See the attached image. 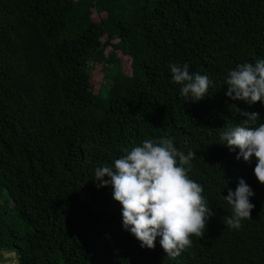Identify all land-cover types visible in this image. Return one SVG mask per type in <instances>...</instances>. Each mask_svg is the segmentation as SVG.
<instances>
[{
  "label": "trees",
  "instance_id": "16d2710c",
  "mask_svg": "<svg viewBox=\"0 0 264 264\" xmlns=\"http://www.w3.org/2000/svg\"><path fill=\"white\" fill-rule=\"evenodd\" d=\"M131 63L124 71L122 59ZM264 58V0H0V261L18 264H264V184L219 143L237 113L230 69ZM213 81L191 103L169 65ZM104 70L96 91L92 76ZM192 150L190 177L214 216L179 257L143 249L94 170L145 139ZM254 209L231 229L224 200L239 179Z\"/></svg>",
  "mask_w": 264,
  "mask_h": 264
},
{
  "label": "clouds",
  "instance_id": "9594fccd",
  "mask_svg": "<svg viewBox=\"0 0 264 264\" xmlns=\"http://www.w3.org/2000/svg\"><path fill=\"white\" fill-rule=\"evenodd\" d=\"M173 84L191 103L204 100L213 81L207 75L190 73L189 64L169 66ZM225 95L249 107L264 103V58L254 63L238 64L227 73ZM237 109L240 123L224 127L219 143L232 153L237 161L252 163L254 175L264 184V123L258 112ZM196 153L179 150L173 137L143 140L113 161L94 170L97 188L111 187L114 201L121 208L123 230L131 234L143 249L154 250L157 240L167 254L175 259L191 247L192 237H200L214 216L213 205L203 195L204 188L189 173ZM255 196L244 179H239L235 190H228L224 200L231 215L224 224L239 229L251 217Z\"/></svg>",
  "mask_w": 264,
  "mask_h": 264
},
{
  "label": "rangeland",
  "instance_id": "374dc122",
  "mask_svg": "<svg viewBox=\"0 0 264 264\" xmlns=\"http://www.w3.org/2000/svg\"><path fill=\"white\" fill-rule=\"evenodd\" d=\"M122 67L125 72L131 74V63L129 59L123 58L122 59ZM93 87L96 91L101 89L105 83V73L104 70L100 71L95 70L92 76ZM5 261H0V264H18V258L15 253H4Z\"/></svg>",
  "mask_w": 264,
  "mask_h": 264
}]
</instances>
